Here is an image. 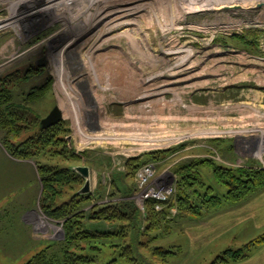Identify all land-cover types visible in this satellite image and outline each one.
Masks as SVG:
<instances>
[{
    "label": "rangeland",
    "instance_id": "1",
    "mask_svg": "<svg viewBox=\"0 0 264 264\" xmlns=\"http://www.w3.org/2000/svg\"><path fill=\"white\" fill-rule=\"evenodd\" d=\"M66 1L0 0V24L5 23L0 25V91L5 88L12 102L31 115L28 129L10 138L17 145L35 136L41 120L59 107L66 150L64 156L48 152L19 159L7 150L6 132L0 128V167L13 168L3 155L20 165L17 175L4 180L0 176V264H28L46 250L62 257L64 220L48 217L40 207L39 163L88 166L92 199L82 208L85 229L107 235L124 227L126 236L97 245L100 254L86 251L95 259L91 264H243L264 253L263 243L236 262L227 254L264 236V188L238 203L224 200L217 208H202L200 216L175 205L178 169L184 165L194 164L200 182L221 198L227 187L217 179L215 165L264 170V2L238 0L185 12L169 26L162 14L152 11L161 9L162 0H142L138 5L143 10L129 17L132 24L108 30L100 18L93 25L83 23L98 11L93 0H81L85 17L66 21L69 17L63 15L54 20L60 16L57 9L81 8V1ZM20 16L18 24H8ZM60 60L67 75L66 93L57 75ZM99 85L105 90L99 92ZM32 92L34 98L29 97ZM69 94L81 109L71 116ZM58 150L61 147L54 151ZM134 158L140 162L132 175L127 163ZM144 167L153 172L146 190L137 177ZM118 178L128 189L124 194L112 186ZM83 185L81 178L64 186L57 205ZM148 189L165 197L155 204L165 215L149 229L145 210L151 198L144 197ZM127 203L138 209L136 231L126 222L91 219L96 205ZM14 233H22L23 246L21 251L11 247L10 253L4 242L12 245L15 241L7 236L13 238ZM132 236L138 241L132 259L119 257L113 245L126 247ZM75 250L80 253L78 247Z\"/></svg>",
    "mask_w": 264,
    "mask_h": 264
},
{
    "label": "trees",
    "instance_id": "2",
    "mask_svg": "<svg viewBox=\"0 0 264 264\" xmlns=\"http://www.w3.org/2000/svg\"><path fill=\"white\" fill-rule=\"evenodd\" d=\"M239 40H243V38ZM3 89L0 91V128L6 132L4 144L9 153L19 159L37 158L42 153L48 152L64 156L65 142L61 137V133L64 132L63 123L48 129H43L40 124L39 131L35 136L27 137L17 145L12 142L10 138L12 135L18 138L25 131L24 127L28 129L31 123V115L29 110L13 103L7 90ZM35 95L36 92H32L29 97L34 98ZM38 95L40 97L43 93L40 92ZM57 147H61V150L55 152L54 150ZM72 156L73 158L78 157L77 154H72ZM138 162H140L139 158L128 161L127 168L130 174L134 173L135 165ZM193 165H184L178 169L181 179L178 184L175 205L180 211H185L188 215L200 216L202 208H217L224 200L238 203L258 189L264 188L263 169L254 167L226 168L215 165L214 170L217 179L227 187L226 195L221 198L213 192V188L205 187L200 182L198 176L194 174ZM71 168L39 163V173L43 184L40 207L48 217L54 220H64L65 242L62 245L63 254L61 258L56 253L54 256L48 255V250H46L36 255L28 264H91L95 259L87 254V250H97L100 254L102 250L98 248V244L106 245L103 242L104 240L126 236L124 227L121 226L114 233L107 235L85 229L82 223L85 215L82 208L84 203L92 199L90 195L82 196L75 193L68 201L57 205L64 186L79 182L81 179ZM119 179L115 180L112 186H114L115 192L124 194L128 189L121 184ZM195 186H199L202 190L195 188ZM156 203V200L151 199L146 204L145 216L149 223L148 229L152 225H158L160 217L165 215L164 212L155 210ZM137 213L138 209L129 203L96 205L92 210L91 219L107 222H126L134 228L133 231H136L135 229L139 228ZM263 243L264 236L246 245L242 250H230L227 254H229L231 261L236 262L239 259L247 258L253 247ZM82 244H87L88 248H84ZM137 245V237L132 236L131 243L128 246L122 247L118 243L113 245V248L117 249L119 257L132 259ZM75 247L80 249V253L75 250ZM116 261L114 260L113 263Z\"/></svg>",
    "mask_w": 264,
    "mask_h": 264
},
{
    "label": "bare ground",
    "instance_id": "3",
    "mask_svg": "<svg viewBox=\"0 0 264 264\" xmlns=\"http://www.w3.org/2000/svg\"><path fill=\"white\" fill-rule=\"evenodd\" d=\"M81 0H67V4L68 5H77ZM142 1V0H93V4L94 3H97L98 6H97V13L92 17V18H88L86 17L87 19L85 21H83V23H85L86 25H93L94 23L97 22L98 18H100V21L103 22L106 24V26L108 27L107 29L108 30H112V29H115L117 27H120V26H127V25H130L132 24L131 22V19H129L130 15L132 13H134V11H141L143 10V5H138L139 2ZM156 1L158 2V0H155L154 2L156 3ZM238 0H162L161 3H162V7L160 10H152L154 13L159 14V15H163V18H165L166 20L165 21V24L166 25H169V26H172V25H176L179 20L181 19V16L183 13L185 12H196L195 10H204V9H208L209 7L213 6V5H220V4H225V3H233V2H236L237 3ZM249 1V0H248ZM260 1H264V0H260ZM83 3L81 1V8H77V9H69V8H66V9H57L58 11L60 10L61 12L60 13H57L58 15L60 14V16H58L57 18H55L54 20L58 21L60 19H62L61 16L65 15L64 17H69V19L67 18L66 21L68 20H73V19H70V18H75V17H78V16H84L86 15L85 12H83L82 10V6H83ZM58 4V2L56 3ZM146 4V3H145ZM151 4V3H150ZM209 4V5H208ZM238 4V3H237ZM154 5V4H153ZM243 5V4H242ZM206 6V7H205ZM229 6V5H228ZM77 7V6H75ZM151 7V6H150ZM235 7V6H234ZM155 8V6H154ZM152 8V9H154ZM215 8V7H214ZM228 8V7H227ZM150 10V9H149ZM56 11V9H55ZM89 9L86 10V13L88 15L89 13ZM40 12H43V10H41ZM39 12V13H40ZM167 12H170L171 13V16L170 17H167ZM146 13V12H145ZM150 13V12H149ZM169 13V14H170ZM31 14V13H30ZM54 14V13H53ZM56 14V15H57ZM135 14V13H134ZM27 14H25L26 16ZM29 15V14H28ZM141 15V14H140ZM154 15V14H153ZM73 16V17H72ZM102 18H101V17ZM85 17V16H84ZM134 17V16H133ZM161 17V16H160ZM132 18V16H131ZM138 18V17H137ZM183 18V16H182ZM21 19V16L20 17H17L15 19H11L8 21V24H12V23H17L18 24V20ZM31 19V18H30ZM152 19V18H151ZM156 19L158 21L159 24H162L160 23V20H159V17L156 16ZM103 20V21H102ZM155 20V19H154ZM152 20L151 22L153 23ZM162 20V19H161ZM99 21V22H100ZM163 22V21H162ZM1 24H5V23H1ZM0 24V25H1ZM146 25V24H145ZM164 25V24H162ZM167 27V26H166ZM128 28V27H127ZM169 28V27H168ZM109 32V31H108ZM101 33V31H100ZM132 33V32H131ZM132 37V36H131ZM95 38V37H94ZM99 39V38H98ZM108 40V39H107ZM130 41V40H129ZM172 46V45H171ZM177 47V46H176ZM182 48H180L181 50ZM136 52V51H135ZM83 54V53H82ZM191 54V53H190ZM187 55V54H186ZM86 56V55H85ZM189 56H187L185 59H183L181 61V63L179 64H182L184 62H186L187 58H189ZM192 57V56H191ZM64 58L62 57V60ZM87 59V58H86ZM60 60V64L59 66H57V75L59 76V84L62 88V90L66 93V87H65V82L63 81L64 78H66V71H65V67H64V64L62 61ZM85 60V59H84ZM88 60L89 62H91V58L90 56L88 57ZM152 61V60H151ZM179 62V61H178ZM89 64V63H88ZM178 64V63H177ZM176 64V65H177ZM189 67V66H188ZM175 68V67H174ZM179 71V70H178ZM168 72V71H167ZM177 73V72H176ZM174 76H179L181 74H173ZM184 77V76H183ZM157 78V77H156ZM176 79V78H175ZM180 79V78H179ZM178 79V80H179ZM184 79V78H183ZM190 79V78H189ZM155 81V80H154ZM177 82V81H174V83ZM181 82V81H180ZM178 83V82H177ZM152 85V84H151ZM166 86V85H165ZM170 86V85H169ZM100 89H98V91L100 92V90L102 89V87L99 85ZM173 87V86H172ZM166 89V88H165ZM173 89V88H172ZM102 90H105V89H102ZM162 90V89H161ZM71 91V90H70ZM97 91V92H98ZM160 90L157 89L154 91L155 92H159ZM146 93V92H145ZM153 93V94H154ZM175 93V92H174ZM68 94V93H67ZM148 95V94H147ZM66 96V95H65ZM152 96V95H151ZM68 99H69V102H70V107L67 108V114L68 116H71L73 115L74 111L75 110H81L79 108L80 105H78L76 102H75V99L74 97H72L71 94L68 95ZM100 99L103 100V97L102 96H99L98 97V100L100 101ZM149 99V98H148ZM101 100V101H102ZM66 103V102H65ZM67 104V103H66ZM153 104V103H152ZM75 109V110H74ZM78 112V111H77ZM76 112V113H77ZM147 112V111H146ZM80 119H78L77 122H79ZM106 121V120H105ZM259 155H261L262 153V150H263V147H259ZM146 188H148V186H146L144 189L146 190ZM144 190V191H145Z\"/></svg>",
    "mask_w": 264,
    "mask_h": 264
},
{
    "label": "water",
    "instance_id": "4",
    "mask_svg": "<svg viewBox=\"0 0 264 264\" xmlns=\"http://www.w3.org/2000/svg\"><path fill=\"white\" fill-rule=\"evenodd\" d=\"M260 1V0H257ZM262 2V1H260ZM264 2V1H263ZM63 120V112L59 107L53 108L50 114L41 120V127L43 129H48L59 124ZM75 173H77L83 180V187L77 192V195H89L91 193V170L88 166H73L71 168Z\"/></svg>",
    "mask_w": 264,
    "mask_h": 264
},
{
    "label": "crops",
    "instance_id": "5",
    "mask_svg": "<svg viewBox=\"0 0 264 264\" xmlns=\"http://www.w3.org/2000/svg\"><path fill=\"white\" fill-rule=\"evenodd\" d=\"M3 155V154H2ZM3 157H4V160H7V161H9V163H11L12 165H13V168H8V171L7 170H4L2 167H0V172H2V173H0V176L3 178V180L8 176H10V175H12L13 173L14 174H16L17 175V173L20 171L19 170V168H20V165H19V163L17 162H14L13 160H8L7 159V157L6 156H4L3 155ZM14 169V170H13ZM9 207V206H8ZM24 232H25V234H24V242L26 241V238H27V228L26 227H24V230H23ZM8 238H10V239H13L15 242L11 245V244H9V243H6V242H4V244L6 245L7 244V246L9 247V249H10V253H11V247L13 248V249H19L20 251H21V249H22V240H23V238H22V233H19V234H13V238H12V236H11V234H8V236H7ZM243 264H264V253H260L259 255H257V254H254L253 256H252V258L250 259V260H248V262L246 261L245 263H243Z\"/></svg>",
    "mask_w": 264,
    "mask_h": 264
},
{
    "label": "built area",
    "instance_id": "6",
    "mask_svg": "<svg viewBox=\"0 0 264 264\" xmlns=\"http://www.w3.org/2000/svg\"><path fill=\"white\" fill-rule=\"evenodd\" d=\"M152 176H153V172L151 171L150 167L142 168L137 176L139 179L140 187L145 188L146 186H148ZM144 197L145 199L151 198L157 201L165 200V197L162 194H157L152 189H148L146 191V194H144Z\"/></svg>",
    "mask_w": 264,
    "mask_h": 264
}]
</instances>
